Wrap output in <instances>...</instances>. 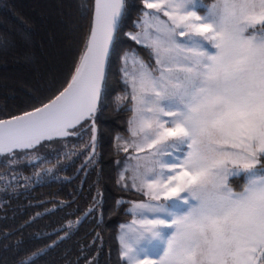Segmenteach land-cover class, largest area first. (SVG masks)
<instances>
[{
  "label": "snow or ice",
  "instance_id": "1",
  "mask_svg": "<svg viewBox=\"0 0 264 264\" xmlns=\"http://www.w3.org/2000/svg\"><path fill=\"white\" fill-rule=\"evenodd\" d=\"M141 3L125 35L149 59L118 48L132 5L93 0L67 86L31 111L0 119L2 162L8 172L22 162L39 167L46 158H28L45 142L78 135L84 123L92 162L106 64L117 54L124 92L117 107L132 113L127 137H116L125 154L116 161L117 183L146 198L132 202V219L120 226L122 264H264V0Z\"/></svg>",
  "mask_w": 264,
  "mask_h": 264
},
{
  "label": "trees",
  "instance_id": "2",
  "mask_svg": "<svg viewBox=\"0 0 264 264\" xmlns=\"http://www.w3.org/2000/svg\"><path fill=\"white\" fill-rule=\"evenodd\" d=\"M92 3L0 0V119L31 111L67 86L88 39ZM126 3L132 7L118 42L120 54L136 49L147 61L148 51L125 35L134 31L141 0ZM120 67L119 55H111L106 66L109 81L102 93L104 107L95 123L92 162L86 148L92 136L88 123L78 135L45 142L28 158H46L39 167L22 162L15 172H8L0 157V173L7 172L0 175V260L5 264H15L40 249L46 254L35 264H122L119 225L131 219L130 203L145 197L122 190L117 183L116 161L125 154L115 141L117 136H127L131 116L117 107V98L124 95ZM54 242L51 249L45 247Z\"/></svg>",
  "mask_w": 264,
  "mask_h": 264
},
{
  "label": "rangeland",
  "instance_id": "3",
  "mask_svg": "<svg viewBox=\"0 0 264 264\" xmlns=\"http://www.w3.org/2000/svg\"><path fill=\"white\" fill-rule=\"evenodd\" d=\"M205 2L206 3H211L212 2V0H205ZM128 71H129V73L130 74H132V73H134L135 71H136V67H135V65L130 61L129 62V64H128ZM132 117V113H131V116H130V118ZM124 137H127V136H124ZM116 142V145H117V147H118V142H117V140L115 141ZM146 199V198H145ZM132 202H136V201H132ZM132 202L130 203V206H129V208H128V210L131 208V206H132ZM126 223H129V222H125V223H122V224H126ZM122 224H120L119 225V231H118V237H117V240H118V254H119V257H120V245H119V236H120V234H121V228H120V226L122 225ZM121 258V257H120Z\"/></svg>",
  "mask_w": 264,
  "mask_h": 264
},
{
  "label": "crops",
  "instance_id": "4",
  "mask_svg": "<svg viewBox=\"0 0 264 264\" xmlns=\"http://www.w3.org/2000/svg\"><path fill=\"white\" fill-rule=\"evenodd\" d=\"M131 219H132V217H131ZM131 219H130L128 222H130V221H131Z\"/></svg>",
  "mask_w": 264,
  "mask_h": 264
},
{
  "label": "water",
  "instance_id": "5",
  "mask_svg": "<svg viewBox=\"0 0 264 264\" xmlns=\"http://www.w3.org/2000/svg\"><path fill=\"white\" fill-rule=\"evenodd\" d=\"M106 66H107V64H106Z\"/></svg>",
  "mask_w": 264,
  "mask_h": 264
}]
</instances>
